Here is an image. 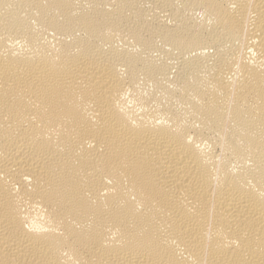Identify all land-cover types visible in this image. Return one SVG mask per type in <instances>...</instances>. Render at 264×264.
Masks as SVG:
<instances>
[{
  "label": "bare ground",
  "instance_id": "1",
  "mask_svg": "<svg viewBox=\"0 0 264 264\" xmlns=\"http://www.w3.org/2000/svg\"><path fill=\"white\" fill-rule=\"evenodd\" d=\"M0 264H264V0H0Z\"/></svg>",
  "mask_w": 264,
  "mask_h": 264
}]
</instances>
